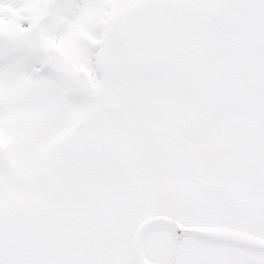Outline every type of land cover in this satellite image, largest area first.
I'll list each match as a JSON object with an SVG mask.
<instances>
[{
	"label": "snow or ice",
	"instance_id": "1",
	"mask_svg": "<svg viewBox=\"0 0 264 264\" xmlns=\"http://www.w3.org/2000/svg\"><path fill=\"white\" fill-rule=\"evenodd\" d=\"M0 264H264V0H0Z\"/></svg>",
	"mask_w": 264,
	"mask_h": 264
}]
</instances>
